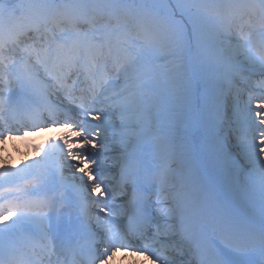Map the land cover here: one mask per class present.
I'll use <instances>...</instances> for the list:
<instances>
[{
    "label": "snow or ice",
    "instance_id": "1",
    "mask_svg": "<svg viewBox=\"0 0 264 264\" xmlns=\"http://www.w3.org/2000/svg\"><path fill=\"white\" fill-rule=\"evenodd\" d=\"M118 254L264 264V0H0V264Z\"/></svg>",
    "mask_w": 264,
    "mask_h": 264
},
{
    "label": "bare ground",
    "instance_id": "2",
    "mask_svg": "<svg viewBox=\"0 0 264 264\" xmlns=\"http://www.w3.org/2000/svg\"><path fill=\"white\" fill-rule=\"evenodd\" d=\"M36 141H38V139ZM19 149L21 151L25 152V150L22 149V147L20 145H19ZM119 255L117 256L118 257V259H117L118 261L114 260L113 264H148V262H144L143 259H141V258H138V259L136 258L135 260H133V258H124V259H122L121 257H119Z\"/></svg>",
    "mask_w": 264,
    "mask_h": 264
},
{
    "label": "rangeland",
    "instance_id": "3",
    "mask_svg": "<svg viewBox=\"0 0 264 264\" xmlns=\"http://www.w3.org/2000/svg\"><path fill=\"white\" fill-rule=\"evenodd\" d=\"M53 135H55V134L53 133ZM45 138H46V137H45ZM36 142H39V140L36 141ZM19 145L22 147V149L25 150L24 146H23L22 144H20L19 142H17V144H16L14 147H19ZM12 154H13V161H14L15 163H19V162L21 161V159H23L24 151H21V150H20V151L17 153V152H15L14 149H13ZM123 257H124V256H123ZM135 259H136V258H133V260H135ZM116 261H118V260H116Z\"/></svg>",
    "mask_w": 264,
    "mask_h": 264
}]
</instances>
